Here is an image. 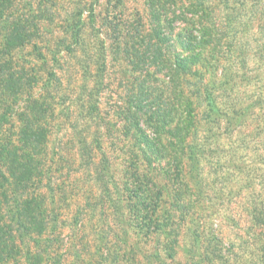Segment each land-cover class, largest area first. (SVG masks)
Returning a JSON list of instances; mask_svg holds the SVG:
<instances>
[{
  "label": "rangeland",
  "instance_id": "374dc122",
  "mask_svg": "<svg viewBox=\"0 0 264 264\" xmlns=\"http://www.w3.org/2000/svg\"><path fill=\"white\" fill-rule=\"evenodd\" d=\"M195 2L197 0H19L14 12L39 23L43 33L42 52L49 65L46 71H55L60 83L51 81L58 85L53 87L54 92L58 100L61 96L65 99H60L63 106L56 109L57 127L49 143L50 159L55 151L69 161L70 171L65 169L62 172L60 160L53 168L56 177L53 188L58 190V186L64 184L63 193L74 195V201L66 200L69 207L68 211L65 210L66 224L63 223L66 228L53 235L46 234V243L43 244L48 245L50 238L54 246L58 241L65 245L66 259L60 264H264V226L256 221L259 212L264 210V0H206L204 13L193 12ZM154 12L160 13L161 27L167 35L171 34L175 51L184 56L200 58L208 55L205 52L199 54L201 50L197 46L188 50L179 46V37L192 27L191 20L206 19L203 26L210 28V37L215 40L213 44H217L218 38L221 43L214 57L209 58V66L199 69V74L174 78L173 74L158 72L152 67L149 74L141 77L143 85L146 82V86L163 89L173 80L174 85L169 84L168 87H172L166 91L167 101L174 110L181 111L187 103L182 101L183 95L192 99V105L197 101L204 105L206 92L200 83L203 79L227 90L225 97L217 100L222 116L234 106L242 117L228 123L214 115L209 121L204 105L201 121L190 128L186 142L173 149L184 153L189 145H204L199 169L185 157L182 173L189 185L184 197H187L185 205L191 206V213L184 223L175 210L178 208L173 197H165L164 212L176 215L171 222L174 228L183 227L177 245L172 244L174 237H168L169 231L167 233L165 229L151 234L137 227L136 213L133 212L137 201L130 193L135 191L137 184L133 183L131 165L127 162L136 146L141 144L136 140L137 132L125 136L122 117L130 106L131 96L138 94L139 74L133 72L128 59H122L117 46L124 48L126 42L140 44L141 36L152 35L156 28ZM80 18L85 50L69 55L61 48L62 52L57 53V40L66 37L70 43L66 33ZM198 28L196 26V30ZM101 45L106 53L102 75L104 86L99 87L97 97L101 144L95 148L92 146L96 166L86 168L80 164L75 134L68 124L75 121L74 112L70 119L67 117L68 110L74 108L72 100L80 88L84 90L85 85L97 88L93 82L95 78L83 76L78 57L87 59L88 52L98 53L95 46ZM32 49L26 48V52ZM165 56L173 62L171 50L165 51ZM32 60L37 65L43 61L40 58ZM225 67L238 71L234 79L225 76ZM197 69L193 68L192 72ZM95 71L96 67L93 76ZM47 73H43V79L50 80ZM194 82H198V88ZM81 95L87 96L88 92ZM91 125L90 136L97 130L96 123ZM145 128L154 136L150 128ZM195 128L198 129L192 138V129ZM169 139L165 136L162 143L167 145ZM173 151L164 150L166 156L159 162L160 167L171 164L167 155ZM138 155L135 159H138L139 171L143 173L148 169L146 160ZM103 156L110 164L107 192L96 182V171L102 168ZM153 173V178L169 188L170 194L181 190L178 183L163 172L160 171L159 175ZM198 173L204 178L198 177ZM80 213L83 214L81 222L75 228L74 219L80 218Z\"/></svg>",
  "mask_w": 264,
  "mask_h": 264
},
{
  "label": "trees",
  "instance_id": "16d2710c",
  "mask_svg": "<svg viewBox=\"0 0 264 264\" xmlns=\"http://www.w3.org/2000/svg\"><path fill=\"white\" fill-rule=\"evenodd\" d=\"M18 3L19 0H0V264H45L54 261L60 264L61 260L63 262L66 259L64 253L66 248H63L65 245L62 246L58 241L59 243L54 246L50 238L47 240L48 245L43 246V244L46 243V234L53 235L60 229L66 228L63 225L66 224L64 219L69 208L66 200L74 201V195L63 193L64 184L59 185L58 190L53 188L56 181L53 168L60 160L63 163L62 172L65 169L70 171L69 161L63 157L64 155L55 151H52L53 156L50 159L49 143L57 127L56 109L58 106H63L60 99L62 98L63 101L65 99L61 96L58 100V95L54 92L53 87L58 85L51 81L60 83L55 71H46L49 65L45 59L46 55L42 52L44 45L41 27L39 23L33 21V18L26 16L24 18L23 14L14 12ZM205 3L206 0H197L192 8L195 10L193 12L204 13L202 11ZM154 19L156 28L153 29L152 35L141 36L140 44L126 42L124 48L122 45L117 46L122 59H128L133 72L135 71L137 76L139 74L138 94L131 96L130 106L126 108L122 117L125 123V136H131L133 131L137 132L139 136L136 140L141 144L136 146L134 154L133 151L131 152L133 155L127 162L131 165L133 183L137 184L135 191L130 192L137 201L133 208L137 227L151 234H157V231L165 229L167 233L169 231L168 237H174L172 244L177 245L183 227H173L171 222L176 215L164 212L165 197H173L178 208L175 210L184 223L191 213L189 211L191 206L185 205L187 197H184L188 194L186 187L187 184L189 185V180L182 173L185 157H188V161H193L194 167L199 169L204 145L197 144L196 147L189 145L184 153L183 151L178 153L173 149L177 144L186 142L190 128L201 121L200 117L203 114L201 109L204 105L207 107L204 113L209 121L214 115L216 118H224L228 123L242 117L234 106L224 112L225 117L222 116L217 100L225 97L224 93L227 90H223V86H217L215 83H206L203 79L200 83L206 92L204 105L202 101L192 105V99L183 95L182 101L187 103L181 111L174 110L167 101L166 91L172 87H168L169 84L174 85L173 80L166 84L167 87L164 85L163 89L146 86V82L143 85L141 77L149 74L152 67L157 68L158 72L167 71L168 74H173L174 78L183 74L190 76L199 74V69L209 66V58L214 57L213 54L217 52V46L221 43L218 38L217 44H213L215 40L210 37V28L203 26L206 19L200 17L199 20H191L189 24L192 27L186 29L179 37V46L187 50L197 46L201 50L199 54L205 52L209 56L200 58L192 55L184 56L175 51L176 45L170 41L171 34L167 35L161 27L160 13L154 12ZM196 26L199 27L198 30ZM196 33L199 36H195ZM66 36L72 41L67 43L66 37L57 40V53L62 52L61 48L69 55L77 50H85L86 42L83 41L81 18L68 29ZM29 47L33 48L32 51L26 52V48ZM95 48L99 52L96 54L88 52V61L77 57L83 76L95 78L93 82L96 83L97 88L87 85L84 90L80 88L78 95L72 100L75 109L68 110L67 117L70 119L74 112L75 121H70L68 124L75 134L74 140L79 148L80 164L86 168H90L93 164L96 166L92 146L95 148L101 144L98 137L100 118L97 113L99 100L97 97L100 92L99 87L104 86L102 75L105 71L106 53L103 45ZM209 48L211 49L208 50ZM169 50L174 54L172 63L165 56V51ZM32 58L34 60L40 58L43 60L42 64L37 65ZM193 68H198V71L192 72ZM214 68L215 65L213 70ZM46 72H49L47 75L50 80L43 79V73ZM223 73L232 80L238 71L225 67ZM194 84L196 88L199 87L198 82ZM211 90H214L213 93ZM82 92H88V95L82 96ZM176 118H178L177 122ZM92 123H96L97 130L90 136ZM145 127L150 128L154 136L146 131ZM197 129H192V138ZM165 136L170 138L167 145L162 143ZM165 149H170L173 153L167 155L171 164L162 168L159 162L166 156ZM138 154L144 156L146 160L148 169L143 173L139 171L141 165L138 159H135L139 157ZM101 165L102 168L96 171V182L99 188L107 192L110 164L105 156ZM160 171L170 179H174L173 182L178 183L181 190L173 195L170 194L169 188L159 183L156 177L153 178L155 175L153 172L159 175ZM198 177L204 178V175L198 173ZM82 215L80 213V218L75 217V228H78ZM259 215L256 221L264 226V210L259 212ZM198 247H201L200 243Z\"/></svg>",
  "mask_w": 264,
  "mask_h": 264
}]
</instances>
